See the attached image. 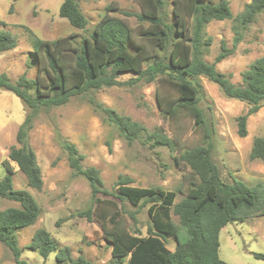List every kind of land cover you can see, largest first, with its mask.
<instances>
[{"label":"trees","instance_id":"obj_1","mask_svg":"<svg viewBox=\"0 0 264 264\" xmlns=\"http://www.w3.org/2000/svg\"><path fill=\"white\" fill-rule=\"evenodd\" d=\"M137 1L140 12H123L139 20L141 26L137 34L125 18L109 12L114 8L109 3L92 31L77 43L74 34L46 40L31 33L36 56L47 59L43 65L47 71L45 78H29L24 74L12 81L6 73L0 74V89L16 94L29 109L17 131V144L11 146L8 159L3 162L8 173L0 178V200L19 203L18 206L0 207V241L11 250L15 264H40L22 256L17 230L34 224L41 214V207L30 191L14 186V168L10 160L24 173L29 186L41 189V168L28 143L37 110L63 105L73 96L104 86L133 84L142 79L156 82L157 102L164 116L183 114L193 118L207 137L203 143L185 148L174 156L176 164L184 163L190 168L185 174L189 180L185 189L181 185L174 190L133 185L131 176L120 174L116 193L104 188L98 168L82 164L84 156L75 144L63 142L74 173L84 175L91 187L94 203L86 210L78 211V215L102 223L114 258L108 264H231L219 255L221 229L229 222L264 215V184L251 186L237 178L226 181L213 160L214 144L205 113L199 105L203 88L198 81L199 76H205L217 83L228 97L249 104L247 112L237 117L239 135H247L248 117L264 106V55L256 58L243 72L242 84L234 83L228 74L216 67L230 51L224 42L214 62L204 58L206 46L211 41L206 27L214 19L235 18L238 27L247 28L264 12V0H251L237 16L233 15L228 0L216 3L212 0ZM59 14L74 27L87 30L89 20L79 0H63ZM241 37V33L237 35L235 44ZM16 44V36L0 28V53ZM129 44L135 46V51ZM124 73L132 77L119 80ZM165 86L173 93H165L162 90ZM98 107L128 142L145 136V127L139 122L101 103ZM146 139L153 141L154 146L168 145L173 151L176 146V141L159 132L148 133ZM250 157L264 160L263 136L254 139ZM100 193L114 194L133 205L150 203L148 211L153 224L148 233L143 235L139 228L131 230L121 222L123 208L112 200H103ZM179 193L184 196L176 201ZM101 202L112 205L110 214L103 215L94 207ZM130 215L137 221L134 213ZM172 215L178 217V223ZM168 237L174 238V249L168 247ZM26 247L44 258L55 252L56 261L52 264H94L83 256L74 258L71 248L56 242L45 228H38ZM254 254L264 257L261 252Z\"/></svg>","mask_w":264,"mask_h":264},{"label":"rangeland","instance_id":"obj_2","mask_svg":"<svg viewBox=\"0 0 264 264\" xmlns=\"http://www.w3.org/2000/svg\"><path fill=\"white\" fill-rule=\"evenodd\" d=\"M63 0H0V28L12 32L17 38L14 48L0 53V74L6 73L12 81L20 76L29 78L47 75L43 65L45 57L38 58L31 43V33L42 39L53 40L74 34V42L89 34L112 3L109 12L125 18L133 31L139 32L140 22L136 16H128L124 11L140 12L137 0H79L80 7L87 16V30L74 27L67 18L60 16ZM219 0H212L216 3ZM232 13L237 16L251 0H228ZM235 19V18H234ZM230 19L212 20L206 27L210 44L206 46L204 58L214 62L222 51V44L229 54L216 67L229 75L232 82L242 84V75L250 64L264 55V12L247 28L241 29ZM170 20L173 17L170 15ZM241 33L237 44L235 40ZM76 42V43H77ZM135 51V46L129 44ZM131 74H121L118 79L129 80ZM47 81V79L45 80ZM202 93L199 105L203 109L213 139L212 157L218 165L221 176L226 181L237 178L249 185L264 184V160L252 159L250 152L253 141L264 137V106L251 114L247 121V135L238 133L237 117L247 112L249 104L228 97L221 87L205 76H199ZM156 82L145 79L135 83L104 86L73 96L67 103L37 110L33 126L28 135V143L35 151L41 168L43 185L36 189L28 185L26 176L18 165L10 160L14 168V186L31 192L41 207L37 221L17 230L22 256L31 262L52 264L55 252L44 258L37 251L26 247L38 228L47 229L54 240L71 248L72 256H83L94 264H108L112 261V245L105 237L101 222L78 215L94 202L88 179L75 174L69 161V153L64 148L65 140L76 145L84 156V166H94L100 170L104 188L116 193V181L120 174L132 177L133 185L156 186L174 190L180 185L188 186L185 178L190 168L184 163L176 164L174 156L185 148L203 143L207 137L202 128L195 125L193 118L181 114L178 117L164 116L157 102ZM172 94L170 87L162 89ZM110 107L118 113L129 116L145 127L144 135L132 142L121 134L118 127L106 118L98 104ZM27 109L23 101L13 92L0 89V178L8 170L3 162L8 159L12 145L17 144L19 126L24 121ZM159 132L174 141V151L168 145H152L147 141L148 133ZM103 200L116 202L123 208L121 222L131 230L139 228L143 235L148 233L153 219L149 214V204L138 206L114 194L100 193ZM184 194L179 193L176 201ZM19 203L1 199L0 207L18 206ZM101 214H110V203H97L94 207ZM134 213L135 221L130 217ZM178 223V217L172 215ZM219 255L231 264H264V257L254 253H264V215L245 221L229 222L219 235ZM175 240L168 237V247L174 249ZM0 264H15L11 250L0 241Z\"/></svg>","mask_w":264,"mask_h":264}]
</instances>
